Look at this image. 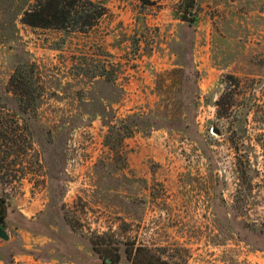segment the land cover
<instances>
[{
	"label": "rangeland",
	"instance_id": "obj_1",
	"mask_svg": "<svg viewBox=\"0 0 264 264\" xmlns=\"http://www.w3.org/2000/svg\"><path fill=\"white\" fill-rule=\"evenodd\" d=\"M95 1L107 12L85 32L0 23V117L26 125L0 168V264H132L138 247L156 264H264V183L235 207L228 140L264 178V120L243 131L233 114L241 90L264 105V0ZM21 61L34 114L7 92Z\"/></svg>",
	"mask_w": 264,
	"mask_h": 264
},
{
	"label": "trees",
	"instance_id": "obj_2",
	"mask_svg": "<svg viewBox=\"0 0 264 264\" xmlns=\"http://www.w3.org/2000/svg\"><path fill=\"white\" fill-rule=\"evenodd\" d=\"M193 7V0L180 1V8H182L186 14H189ZM106 12L107 8L102 3L93 0H0V23L8 16L14 23L19 21L31 27L52 28L69 32L87 31L94 26ZM33 69L34 63L21 61L15 66L8 81L7 92L18 102V110L22 113L34 114L37 109L35 103L40 97V93L32 78ZM233 79L240 91L242 86L239 79L236 77H233ZM239 94L241 100H237L240 102H236V110L233 111V114L238 113L241 126L243 131H245L248 115L251 112L253 118L257 122L258 120L260 122L264 120V105L260 103L249 104V99L244 90L237 93V97ZM222 99L223 97L221 95L216 101L217 114L219 116L224 115L221 111L222 109L226 111L225 113H227L228 109H230L229 112L232 111V108H227V105H223ZM136 117V119L146 122L144 124L146 130H149V128L154 125V122L147 114L143 116L138 115ZM127 118L130 120L132 116ZM122 121L125 120L123 119L121 122ZM134 126L135 124L131 121L126 123L122 132L123 135L131 134ZM20 127L24 128L26 125L22 126L17 120L13 119L2 120L0 117V155H2L0 168L2 169L4 160L8 155H19L23 150V140H20L16 134L17 129H21ZM115 128H117L116 125L110 124L109 132ZM117 131L119 133V130ZM228 140L231 147L237 153L236 168L238 183L235 191V196L237 198L235 207L243 210L246 197L251 195L253 189L257 190L261 187V184L264 183V178L260 177V172L257 167L251 168L244 152H240V147H244V140H239L238 137L232 135L228 136ZM256 141L257 145L264 150V131L258 135ZM249 171L254 172L251 177L248 175ZM256 178L257 181L253 183L252 180ZM5 208V200L0 196V213L4 214ZM253 229L264 233V220L259 226L254 225ZM129 256L132 264H156L154 256L148 249L143 247L135 249L134 254L130 251Z\"/></svg>",
	"mask_w": 264,
	"mask_h": 264
},
{
	"label": "water",
	"instance_id": "obj_3",
	"mask_svg": "<svg viewBox=\"0 0 264 264\" xmlns=\"http://www.w3.org/2000/svg\"><path fill=\"white\" fill-rule=\"evenodd\" d=\"M9 238V234L7 233V231L5 230L4 226H3V216L0 215V239L2 240H8Z\"/></svg>",
	"mask_w": 264,
	"mask_h": 264
},
{
	"label": "crops",
	"instance_id": "obj_4",
	"mask_svg": "<svg viewBox=\"0 0 264 264\" xmlns=\"http://www.w3.org/2000/svg\"><path fill=\"white\" fill-rule=\"evenodd\" d=\"M93 1H95V0H93ZM94 26H96V24ZM0 263H1V261H0Z\"/></svg>",
	"mask_w": 264,
	"mask_h": 264
}]
</instances>
